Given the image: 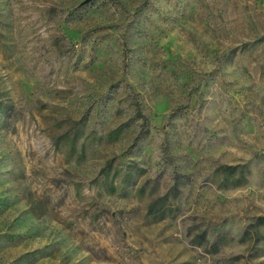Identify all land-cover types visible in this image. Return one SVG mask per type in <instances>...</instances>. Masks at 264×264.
Returning <instances> with one entry per match:
<instances>
[{"label": "rangeland", "instance_id": "1", "mask_svg": "<svg viewBox=\"0 0 264 264\" xmlns=\"http://www.w3.org/2000/svg\"><path fill=\"white\" fill-rule=\"evenodd\" d=\"M0 264H264V0H0Z\"/></svg>", "mask_w": 264, "mask_h": 264}]
</instances>
